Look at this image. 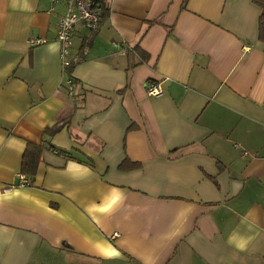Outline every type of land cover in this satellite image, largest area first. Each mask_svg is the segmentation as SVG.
I'll list each match as a JSON object with an SVG mask.
<instances>
[{
	"label": "crops",
	"instance_id": "1",
	"mask_svg": "<svg viewBox=\"0 0 264 264\" xmlns=\"http://www.w3.org/2000/svg\"><path fill=\"white\" fill-rule=\"evenodd\" d=\"M103 4L64 70V6L0 0V264H264L260 7Z\"/></svg>",
	"mask_w": 264,
	"mask_h": 264
},
{
	"label": "built area",
	"instance_id": "2",
	"mask_svg": "<svg viewBox=\"0 0 264 264\" xmlns=\"http://www.w3.org/2000/svg\"><path fill=\"white\" fill-rule=\"evenodd\" d=\"M52 3H61L64 6V13L60 17L57 30L56 40L59 43V56L61 66L64 70L69 69L72 65L80 61L79 54H72L73 32L77 27L87 29L94 33L101 21L102 1L104 0H50ZM44 42L43 39H33V45H39ZM69 94L73 93V81L69 74L65 81ZM147 94L150 96H159L162 90L158 85L149 84ZM19 183L27 184L28 181L24 175H19Z\"/></svg>",
	"mask_w": 264,
	"mask_h": 264
},
{
	"label": "trees",
	"instance_id": "3",
	"mask_svg": "<svg viewBox=\"0 0 264 264\" xmlns=\"http://www.w3.org/2000/svg\"><path fill=\"white\" fill-rule=\"evenodd\" d=\"M261 9L258 20V39L264 46V0H252ZM102 1L103 11L105 9ZM106 13V10L105 12ZM264 48V47H263ZM41 153V147L38 145L28 144L22 160L21 172L25 175H34L37 162Z\"/></svg>",
	"mask_w": 264,
	"mask_h": 264
}]
</instances>
